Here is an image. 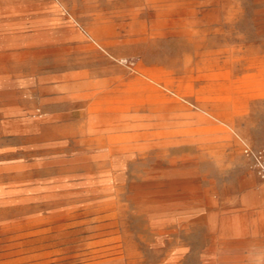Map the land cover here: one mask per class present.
<instances>
[{
    "label": "rangeland",
    "instance_id": "374dc122",
    "mask_svg": "<svg viewBox=\"0 0 264 264\" xmlns=\"http://www.w3.org/2000/svg\"><path fill=\"white\" fill-rule=\"evenodd\" d=\"M25 1L0 264H264V0Z\"/></svg>",
    "mask_w": 264,
    "mask_h": 264
},
{
    "label": "crops",
    "instance_id": "0c3cea01",
    "mask_svg": "<svg viewBox=\"0 0 264 264\" xmlns=\"http://www.w3.org/2000/svg\"><path fill=\"white\" fill-rule=\"evenodd\" d=\"M51 0H44L42 10L52 8ZM49 15L30 10L25 0H0V50L28 47L33 37L52 28Z\"/></svg>",
    "mask_w": 264,
    "mask_h": 264
}]
</instances>
